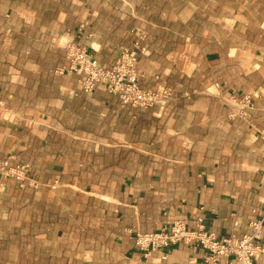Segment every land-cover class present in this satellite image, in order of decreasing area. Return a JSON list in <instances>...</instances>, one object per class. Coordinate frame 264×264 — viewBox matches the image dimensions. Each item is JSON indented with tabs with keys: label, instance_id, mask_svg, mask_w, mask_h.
Returning a JSON list of instances; mask_svg holds the SVG:
<instances>
[{
	"label": "crops",
	"instance_id": "crops-1",
	"mask_svg": "<svg viewBox=\"0 0 264 264\" xmlns=\"http://www.w3.org/2000/svg\"><path fill=\"white\" fill-rule=\"evenodd\" d=\"M69 44L105 66L136 49L138 87L173 99L85 92V74L58 73ZM216 94L252 96L248 119ZM0 161L29 165L27 180L0 178V264L21 261L2 253L25 226L47 239L29 264H211L193 244L134 245L198 217L218 241L262 219L264 245V0H0Z\"/></svg>",
	"mask_w": 264,
	"mask_h": 264
},
{
	"label": "built area",
	"instance_id": "built-area-1",
	"mask_svg": "<svg viewBox=\"0 0 264 264\" xmlns=\"http://www.w3.org/2000/svg\"><path fill=\"white\" fill-rule=\"evenodd\" d=\"M68 65L58 73L78 72L85 74L83 89L90 92L101 84L112 94L118 95L125 104L134 107H152L164 105L170 99L168 89L159 88L156 91L142 90L138 87V74L135 71L137 50H125L116 58L110 66H104L94 60L84 49L69 44L66 47ZM217 86V84H216ZM222 102L229 106V115L232 118H239L246 121L249 112L253 109L252 96H223L216 94ZM7 162H0V178L15 176L22 179L25 173V166L14 169L7 167ZM263 220H253L250 226L253 233L250 236L237 239L234 236L218 241L215 235L207 231L203 219H195V228L190 230L184 221H175L158 232L134 233L135 247L147 257L151 252L169 247L170 245L182 242L193 244L208 252L207 262L215 264L219 258L233 257L236 264H252V258L256 255L264 256V245H255L260 239Z\"/></svg>",
	"mask_w": 264,
	"mask_h": 264
},
{
	"label": "rangeland",
	"instance_id": "rangeland-1",
	"mask_svg": "<svg viewBox=\"0 0 264 264\" xmlns=\"http://www.w3.org/2000/svg\"><path fill=\"white\" fill-rule=\"evenodd\" d=\"M183 60L184 61L187 60V55L186 54L183 55ZM138 77H139V75H138ZM161 88H164V89H168L169 90V92H170V99H169V101H171L173 99V95H172L171 88H169V87H160V89ZM164 105H157V106H164ZM0 162H5V161H0ZM20 166H25V170H24L25 173H24L22 179H18L15 176L14 177L13 176H8V177H10L11 179H15V180H27V175H28V171H29V165L28 164H19L18 166H15V167H10V166H7V167L10 168V169H14V168H17V167H20ZM1 178H3V177H1ZM8 201H10V200H7V202ZM27 215H28V217L31 216L30 214H27ZM23 216L26 217V214H24ZM19 217L20 216H18V215L17 216L16 215L11 216L10 217V223L9 224H11L13 226L19 224V222H17V220H19ZM0 236H3V233L2 234L0 233ZM4 238L6 239L5 241L7 242L6 243L7 246L3 247L4 251H3L2 254L4 256H6L7 258L14 259V260H16V258L19 256V258H20L19 260H21L19 263H15L14 262L12 264H29V261H27L26 255H29L30 252L32 253V251H34V252L36 251L39 254H44L46 252V250H47V245H46L47 239L46 238H41V239L34 238L32 236V230L27 231L26 230V226H25L23 238L20 239L21 242H22V244H21L22 246L21 247L20 246H17V243H19L20 240L19 241L17 240L18 237H17V235H16L15 232H11V231L10 232L9 231L8 232H5V237Z\"/></svg>",
	"mask_w": 264,
	"mask_h": 264
}]
</instances>
